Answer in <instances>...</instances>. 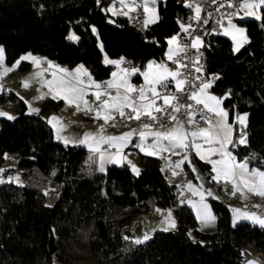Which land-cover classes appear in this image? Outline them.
I'll use <instances>...</instances> for the list:
<instances>
[{
    "label": "trees",
    "instance_id": "16d2710c",
    "mask_svg": "<svg viewBox=\"0 0 264 264\" xmlns=\"http://www.w3.org/2000/svg\"><path fill=\"white\" fill-rule=\"evenodd\" d=\"M92 1L0 0L5 63L30 52L68 67L82 64L94 79L105 80L113 67L103 63V52L129 57L140 69L150 60L162 61L168 38L182 30L179 20L190 12L185 0L158 1V20L138 29L107 12L113 0ZM237 22L248 36L238 51L222 34L202 39L199 48L206 72L217 75L210 90L222 98L229 120L247 114V144L235 145L233 153L264 171V19ZM29 67L22 61L14 72ZM0 103L16 113L15 119L0 118V165L7 152L16 153L27 178L23 185L0 184V264H238L246 254L264 253V227L249 221L231 225L229 210L218 198H208L215 230H198L190 206L177 204L176 185L168 182L161 159L141 155L139 174L125 165L102 172L93 152L57 141L45 117L60 108L61 100L45 98L36 114L28 113L12 91L1 94ZM197 162L208 175L209 164ZM46 191L55 193L51 204ZM155 206L171 207L177 228L157 230L128 246L122 227Z\"/></svg>",
    "mask_w": 264,
    "mask_h": 264
},
{
    "label": "crops",
    "instance_id": "0c3cea01",
    "mask_svg": "<svg viewBox=\"0 0 264 264\" xmlns=\"http://www.w3.org/2000/svg\"><path fill=\"white\" fill-rule=\"evenodd\" d=\"M141 2H143V0ZM141 2H139V0H138L137 6L134 8V10L131 13H129L127 15L121 14L124 12H120L118 10V7H112L111 3L107 6L106 10L110 15H115V16L117 15V16H123L125 18H129L136 13L138 6H139V3H141ZM241 3H242V0H241ZM141 5H142V3H141ZM109 8H111L112 10L109 11L108 10ZM261 8H264V6L262 5L260 7V9ZM240 9H243V8H239V11H240ZM258 9H254V11L256 12ZM243 13L244 12H241V15H243ZM234 17H237V14ZM232 18H230V19H232ZM153 19H155V20H153ZM146 20L148 21V23L145 26H149L150 24L156 22L158 20V18L157 17L155 18V16L149 14V16L146 18ZM235 21L237 22V20H235ZM183 29H184V26H182V30ZM226 29H228V31H229V23L228 22H227ZM233 33H234V31H229L228 36L233 37L234 36ZM170 40H172V38H168V40H167V48H166L167 56H165V59L167 57V61L165 62L164 66L167 68L168 71L178 73L176 78H172L171 76L168 77V80L172 81L173 84L176 86L177 82L180 81L178 65L173 62L174 58L176 57V55L178 54V52L180 50L177 34H176V39L173 40L171 44L169 43ZM201 44H202V42L196 46L200 47ZM169 55L172 56V59H169ZM21 56L28 57V58L21 60ZM19 58L21 60L20 62L25 61V62H28L30 64L29 69H27L26 71L20 72V73H16L14 71L18 67V65H17V67L12 72H9L7 75H4L3 70L0 69V95L3 93H7L8 91L15 92L25 102L27 112L31 113V114H36L38 112V110L40 108V104L45 98L55 97L54 99L61 100L62 104H61L60 108L57 111L51 112L50 114H48L45 117L46 121L48 122V124L52 128L55 139L57 141L65 144V145L81 146V147H84L87 150L93 152L95 155V159H96L97 169L100 171V167H101L100 156H101V154L102 153L105 155L112 154L113 156H115L116 148L111 146L110 144L99 142V143L95 144L96 150L93 151L92 149H90L88 147L87 144H81L80 143V141L84 139L85 133H92L93 134V137L89 139V143H91L93 139L95 141H100L101 136H103L105 138H107V137H120L124 133L132 132V129L129 127V128H125L123 130H116L112 126L113 124L116 123V121L119 118L118 113L114 114L115 115L114 120H110L109 123L105 124L103 119H96L95 118V111L89 112V115L85 116L82 113L83 110L77 112L74 105L69 106V104L66 102L65 94L60 89L53 86L52 90L50 91L47 82L52 81V82H54V85H55V82H58L59 79L64 76V73L59 71V69H64L62 66L63 64H59L58 62L51 60L44 55L33 54L30 52L23 53L22 55L19 56ZM32 58H36L38 62L34 63ZM17 60L7 68H10L14 64H16ZM106 61H121V58L107 59ZM106 61L104 62V64L105 65H111L113 68H112L110 76L107 79H105V81L106 82L114 81L115 83H120L122 80L126 79L128 82V85H131L133 88L137 89L136 92L130 93V95L132 97H137L139 95L138 90L142 86L145 87V89H146V95H150V93L147 92V88L150 86L145 84V76H144L145 72H148L150 77L152 75H155V74L167 75V73H162V69H160L158 67L159 65H163L162 63H160L161 61L150 60L145 64V66L142 69H140L137 65H134L131 68L127 69V70H129L128 74H126L125 72L122 71L123 69L121 68V63L119 65H117L114 63H107ZM149 64L152 65L151 69H149ZM49 65H51V66H49ZM81 65L82 64H78V65H75L73 67H68L67 70L73 71L78 66H81ZM82 66L88 73V76L81 77L82 80L86 79L85 81L83 80L84 83L82 85L84 92L87 94L84 98L89 101L90 106L95 108V106L93 105V102L95 100L94 93L97 91V88L95 87V85L96 84L99 85L100 82H99V80L94 79L90 75V73L88 72L87 68L84 65H82ZM132 69H136L137 71L135 73H132L131 72ZM46 73H48V75H46ZM113 73H117L118 75L116 77H113V75H112ZM89 77L91 78V82H94V83L90 84ZM25 85H27V86H25ZM86 87H90L92 89L89 90ZM156 87L159 90L158 85ZM99 90L101 92L104 91L102 89H99ZM123 90L124 89H121V92H123ZM107 91H109L112 96L116 95V89L115 88L107 89ZM196 93L198 94V98H200L202 100H206V102L208 103V106L213 109L214 113L219 112L221 109L227 112V110L222 106V98L215 95L214 93H212L210 88L206 89L204 93H201L200 90ZM162 94H164V93H162ZM208 96L216 97L217 100L220 101V103H217L215 100H207ZM106 98L107 97H105V96L101 97L102 100L106 99ZM156 103H157V105H160V106L163 105V101L160 99H157ZM84 107L85 106L83 104V101H81V108L83 109ZM32 109H35L36 111H32ZM125 111H127V110H125ZM0 112L7 113L8 115L13 116V117L16 116V113L11 108L3 106L1 103H0ZM101 115H104V113H101ZM238 116H241V115H237V117ZM53 117H55L57 119L54 120V119H52ZM237 117L235 116L234 119H232V120H229V118L227 117V122L230 125H232V134H231L232 140L234 138V132H235L236 126L240 124L236 119ZM0 118H7V117L6 116H0ZM216 119H217V117H216ZM84 120L97 122V125L96 126L86 125V126L82 127L79 125V123H81ZM215 120L213 121V123L215 122ZM205 121L193 122V123L189 124L188 127H185V125L182 121H181V124L183 125V130H185L187 132H192V131H198L200 128H207L209 125ZM174 123L175 122H173V124ZM102 125H103L104 130H103V132H99ZM168 128H166L164 130H160V131H165ZM131 139H132V136L129 138V142L126 143L125 146H123L120 155L115 156L117 163L105 162L103 164V168H104L103 171H105L109 165H116V166H124L125 165L132 172H133L132 168H133V166H135V168L139 170L140 169L139 158L141 155H146L145 152H152L153 154L148 155V156L157 157L161 160L163 158H167L169 156L178 155L179 156L178 162L183 161L180 164V166L185 167L187 172H188V177L186 180V188H187L188 192L190 193L191 197L179 198L177 200V204L184 203V204H187L188 206H190V208L192 209V211H193V213L197 219L198 230H200L202 232H213L216 228V220H215L214 212H213V210L210 207V204L208 202V198L215 197L214 191L211 188V183L216 182L212 179V177L214 175H216L217 173L212 171V165L207 162V159L220 161V163H218L216 165V167H217V170L220 171L221 173L223 170L230 167L231 164L234 162L231 161L226 155L223 157H221L218 154L217 155H210L207 152V149L210 146L208 144L204 143L203 139H201V138H198L195 141V143L201 145L200 153H201V155H204L206 157V159H201L200 156L197 155L196 149L193 147H191L190 152L185 151L186 148L175 149L174 151H169L167 149L161 151L159 149H152V148H148V147H145V151H141L140 148H138L135 155L133 156V155H131L130 152H128V151L126 152V149L129 145ZM152 140H153L152 137H150V136L147 137L146 144H151ZM191 140H192V138H191V136H189L188 137L189 144H191ZM164 143L166 144L167 142L165 141ZM236 145H239V144H236ZM105 147H107V148H105ZM232 147H234L232 144L226 145L227 151L231 152L232 155L235 156V154L233 153ZM185 156H187V158H188L187 160L184 159ZM235 158H236L235 162H247L245 158L239 159L236 156H235ZM197 160H201V161L209 164L208 175H205L204 172L202 171V169H200ZM129 161L131 163H129ZM18 162H19V155H17V154H13L12 156L6 157L4 162L0 165V180H2L4 182H11V183L18 184V185L26 184L27 178L21 172L20 168L18 167ZM162 167H163V169L166 170L167 164L162 162ZM193 169H195V171H193ZM174 172L176 173V175H173ZM165 175H166L168 182H170L171 184L176 185L178 183L177 168L172 169L170 172L165 171ZM190 181H193L194 183H192ZM221 182H224V181L221 180ZM189 183H191V185H192L191 190L188 188ZM193 192H196L197 194L194 195ZM209 192H211V195H208ZM201 194L204 197L203 203L208 205V208H209L210 213H211V219L208 216H204V215H201L198 218V211L200 210V205H201ZM219 196H220L219 200L229 210L231 225H234V218L239 216L241 213H245V212L249 213L252 210L255 211V213H256V210L254 207L255 206L254 201L250 199V194H247L246 196H241L239 193H237L236 195H232L231 184H230L229 188L224 187L219 192ZM50 198H54V195L50 196ZM215 198H217V197H215ZM155 208H156V206L154 207V209ZM164 208H161L159 211V216H157V218H158L157 223L158 224H157V226H154V227H156L155 229H160L159 225L163 221L162 217H163V214L166 210ZM169 208L173 212V209L171 207H169ZM233 209H238L240 211L239 212H233ZM145 216H147V215L143 216L141 221L132 230V232L141 224V222H143V220L145 219ZM172 220H174V219H172ZM174 221H175V224H177L176 220H174ZM240 221H250V220L240 219V220H237L236 223H238ZM87 264H93V263H91L89 261Z\"/></svg>",
    "mask_w": 264,
    "mask_h": 264
},
{
    "label": "snow or ice",
    "instance_id": "6c2138e0",
    "mask_svg": "<svg viewBox=\"0 0 264 264\" xmlns=\"http://www.w3.org/2000/svg\"><path fill=\"white\" fill-rule=\"evenodd\" d=\"M155 2V0H153ZM216 0H213V3H215ZM121 5H125V0H120ZM132 4H135V0H131ZM262 5H264V0H242V3L240 4L239 8L244 9H258ZM126 6V5H125ZM190 6V5H189ZM223 7V5H221ZM228 7H234L232 3L228 4ZM109 11L112 9L109 8ZM134 10L133 8H129V11ZM145 12L148 11L147 4L144 5ZM197 13H199L200 9H196ZM239 9H237V12L230 13L229 16L238 14ZM124 15H127V13H121ZM247 16H255L256 19L261 20L264 19L261 15H257L255 11H248L245 13ZM154 22V21H153ZM148 21L145 20V25H147ZM95 28H93V32H95ZM229 31H234L235 33L239 34L242 38L241 43L239 46H242L243 43L247 42L246 36H244V30L237 28L235 25L232 24L231 19L229 18ZM229 31L225 32V35L229 34ZM70 39L77 40L79 37H76L75 35L70 36ZM176 38L173 37L172 40H175ZM196 41H199V37L195 38ZM233 39L235 40L236 37L233 36ZM172 40L169 41V43H172ZM192 47H196V44L193 43ZM239 47L235 48L234 51H238ZM180 51H184L183 48L180 49ZM28 57H21V60L27 59ZM34 63H37L36 58H32ZM169 59H172V56L169 55ZM107 63H114L119 65L122 61H106ZM20 63V61H17L16 64H14L10 68H3V74L7 75L9 72H12L17 65ZM178 63V62H177ZM3 64V49L0 48V66ZM51 66V65H49ZM152 65L149 64V69H151ZM160 69H162V73H167V75L164 74H155L150 77L148 72L144 73L145 76V84L149 85L150 87L147 88V92L150 93V95H146V89L145 87L139 88V95L137 97H132L130 95L131 92H136L137 89L133 88L131 85H128L127 80H122L120 83H115L114 81H108L106 82V89L101 92L100 85L96 84L95 87L97 88V91L94 93L95 96V108L89 105V101L85 99L84 97L87 95L83 90V80L81 77L88 76L87 71L83 68V66H78L75 70L69 71L67 69H59L62 73H64V76L59 79L58 82L49 81L47 82L48 87L50 91L52 90L53 86L60 89L64 94L66 98V102L69 104V106H75L76 111L79 112L81 110H84L85 112H92L95 111V118L96 119H103L104 123H109L110 120L115 119V113L119 114V117L121 119H128V120H136L140 121L142 114L144 116H147L149 120L153 121L154 123H159L161 116L153 114V110L155 113H164L166 112V108H171L173 112L179 113L181 108L185 107L182 104L176 103L172 104V100H178L175 96H169L168 94L164 93L162 94L161 91L157 89V85L161 86V88L167 87V80L168 77L171 76L172 78H176L178 73L177 72H170L167 70V68L164 65L158 66ZM201 69L198 67L196 69L197 72H199ZM123 72L126 74L129 73V70L123 69ZM137 70L132 69L131 72L135 73ZM113 77H116L118 74L113 73ZM89 82H91V78L89 77ZM184 84V81L180 80L177 82L176 90L178 92L184 91V88L181 87V85ZM27 86V85H25ZM212 85L211 83H203L200 86V92L204 93L206 89L210 88ZM116 89V95L112 96L107 89ZM121 89H124L123 92H121ZM102 96L107 97L106 99H101ZM55 98V97H53ZM157 99H160L163 101L164 106L157 105L156 101ZM189 100H195L197 104H203L205 108L208 109V111H213L212 108L208 106V103L206 100H202L198 98L197 93H192L188 96ZM207 100H215L217 103H220L219 100H217L216 97L208 96ZM81 101H83L84 108H81ZM188 108H191L192 105H187ZM127 110V111H125ZM32 111H36L35 109H32ZM101 113H104V115H101ZM188 115V123H193L192 120V113H187ZM215 115L217 116V119L213 123L211 119L206 120L205 122L209 125L207 128H200L198 131H192L187 132L183 130V125L181 124V121L177 115L168 114V119L170 121H174L175 123L170 126L165 131H155L152 130L153 125L149 123H144L141 125V129L139 131V138L140 143L136 145V147L140 148L141 151H145V147L152 148V149H159L161 151L167 149L169 151H174L175 149H184L189 146L196 149L197 155L200 156L201 159H206L204 155H201L200 148L201 145L195 143V141L198 138L203 139L204 143L208 144L210 147L207 149V152L210 155H220L221 157L227 156L231 161L234 163L231 164L230 167L226 168L225 170L220 171L217 170L216 165L220 163V161L207 159V162L212 165V171L217 173L212 177L214 181L217 183H220L221 180H223L225 183H230L232 186V195H236L239 193L241 196H246L247 194L256 195L260 197H264V171L258 170L256 168H249L247 162H235L236 158L232 155L231 152L227 151L226 145L232 144L235 146L236 144L245 145L247 144V134L245 132H241V136L239 140H232L231 134H232V125H230L227 122L228 113L224 110H220L219 112H216ZM0 116H6L8 119H15V117L8 115L7 113L0 112ZM246 116L247 114H244L243 116H238L237 121L240 123L241 126L246 127ZM52 119H57L53 117ZM201 119H204L203 116H201ZM115 127V124L112 125ZM159 127L161 129L164 128V125L161 123L159 124ZM103 125L101 126L99 132H103ZM136 132L135 129L132 130V132L124 133L120 137H100V141L92 140L91 143H89V139L93 137L92 133H85V137L83 140L80 141L81 144H87L90 149L95 151V144L99 142L110 144L111 146L116 148V154L115 156H119L121 153V150L123 146L126 145V143L129 142V138ZM152 137L153 140L151 144H146L147 137ZM191 136V144L188 142V137ZM59 138V137H58ZM167 142L166 144L164 142ZM218 146V147H217ZM146 155H152V152H145ZM112 154H101L100 160H101V167L100 171H103V164L105 162H111V163H117V160ZM187 160V156L184 158ZM181 162H177L175 164L176 168L180 167ZM129 163H131L129 161ZM132 170L134 172L138 173V169L133 166ZM164 169H162L163 171ZM195 171V169H193ZM55 175V173H53ZM173 175H176L174 172ZM4 181L0 180V183H3ZM188 188L191 190L192 185L191 183L188 184ZM194 195H196V192H193ZM208 195H211V192L208 193ZM203 195L201 194V205L200 210L198 211V218L201 215L208 216L211 219V213L208 208V205L203 203ZM157 212L160 211V209H156ZM238 209H233V212H239ZM240 219H247L251 220L255 223H258L261 227H264V218L256 216L254 213H241L239 216L234 218V224L237 220ZM162 224L165 225L162 230L163 231H169V229H174L176 227L175 221L171 218V212L165 216L164 220L162 221ZM150 237L145 235L144 240H148ZM124 239H128L127 236L124 237ZM143 241L137 239L135 241L136 244H140ZM248 264H252V262H248Z\"/></svg>",
    "mask_w": 264,
    "mask_h": 264
},
{
    "label": "built area",
    "instance_id": "2783aa9c",
    "mask_svg": "<svg viewBox=\"0 0 264 264\" xmlns=\"http://www.w3.org/2000/svg\"><path fill=\"white\" fill-rule=\"evenodd\" d=\"M142 0H139L141 2ZM156 1H164V0H156ZM188 3V6L190 8L189 14L181 18L179 20V23L181 26H184V29L177 33L178 43L180 46V49L183 48L184 51L178 52L176 57L174 58L173 62L178 65L179 68V77L180 80L184 81V84L181 85V87L184 88V91L178 92L176 90V86L173 84L172 81L167 80V87L161 88V86L158 85L159 90L161 93H166L169 96H175L178 98V100H172V104H182L185 107L181 108L179 113H175L172 111L171 108H166V112L164 113H155L153 110V114L161 116V119L159 123H154L153 121L149 120L147 116H144L142 114L141 120H128V119H121L120 117L115 123V129L116 130H123L125 128H131L132 130L135 129L136 132L132 135V139L126 149V152H130L131 155H135L138 147H136L137 144L140 143L139 138V131L141 129V125L144 123L152 124V130L160 131L164 130L168 127H170L174 121H170L168 119V114L177 115L179 119L184 123L185 127L189 126L188 121V115L187 113H192V120L193 122H201L208 119H211L214 121L216 119V115L213 111H208L202 104H197L195 100H189L188 96L192 93H196L200 90V86L203 83H211L213 85L216 81L217 75L214 73H207L206 72V66L201 56V50L198 46L192 47L194 41L196 40V37H199L200 39H204L206 37L212 36V35H221L223 33V30L227 26V22L229 18L234 17L235 15L229 16L230 13L237 12V9H239V6L241 4V0H216L215 3H213V0H185ZM232 3L234 7H228V4ZM223 5V7H221ZM199 8L200 11L197 13L196 9ZM129 23L133 26H135L138 29L145 28V12L143 10V7L141 3H139L138 9L136 13L127 18ZM121 68L122 69H129L132 66H134L133 59L129 57L121 58ZM178 62V63H177ZM64 69H68L67 65H62ZM200 68L201 70L199 72L196 71L197 68ZM48 75V73H46ZM84 81L86 79H83ZM100 89L105 90L106 89V81L104 79L99 80ZM87 89H92L90 87H86ZM96 102L94 100L93 105L95 106ZM191 104L192 107L188 108L187 105ZM164 106V105H161ZM83 115H89V112L82 111ZM201 116L204 117V119H201ZM163 124L164 128L161 129L159 127V124ZM80 126H86V125H92L96 126L97 122L92 121H82L79 123ZM241 132L247 133V128L241 126L240 124L236 126L235 132H234V138L233 140H239L241 136ZM107 148V147H105ZM185 151H191V146L187 147ZM16 153L7 152L6 157L12 156ZM178 155L169 156L167 158H163L162 162L167 164L166 172H170L172 169L176 168L175 164L178 162ZM178 172V183L175 187V195L177 199L179 198H189L191 197L190 193L188 192L186 188V180L188 177V172L185 167L180 166L177 168ZM205 175L207 173L204 172ZM229 188L230 183L225 182H214L211 183V188L214 191L215 197L218 199L220 198L219 192L224 188ZM46 197L49 198V196L54 195L55 193L53 191H46L45 193ZM250 199L254 201V207L259 216L264 215V197L251 195ZM143 218V215H138L134 217L128 224L122 227L123 237L126 236L128 233L130 235L131 231L138 225V223ZM129 235L127 237H129ZM246 256L251 257L255 260L257 264H264V253L261 251H255L249 254H246ZM238 264H245L246 259L241 258L237 261Z\"/></svg>",
    "mask_w": 264,
    "mask_h": 264
},
{
    "label": "rangeland",
    "instance_id": "374dc122",
    "mask_svg": "<svg viewBox=\"0 0 264 264\" xmlns=\"http://www.w3.org/2000/svg\"><path fill=\"white\" fill-rule=\"evenodd\" d=\"M137 2H138V0H135V4H132L131 3V0H125V5H121V3H120V0H114L112 3H111V6L112 7H118V10L120 11V12H124V13H127V14H129V13H131L132 11H129V8H135L136 6H137ZM142 3V7H143V10H144V5L145 4H147V7H148V11L147 12H145V10H144V12H145V20H146V18L149 16V14H151V15H153V16H155V18L157 17L158 18V11H157V4H158V1H156L155 0V2H153V0H143V2H141ZM264 6V5H263ZM244 10V11H243ZM248 11H254V9H240V11L238 12V14H237V17H233L232 19H231V21H232V24L233 25H235L237 28H240V29H243L244 30V36H246V38H247V41H248V36H247V33H246V28L243 26V25H241V24H239V23H237L235 20H238V19H245V18H256L255 16H247V15H245V13L246 12H248ZM241 12H244L243 13V15H241ZM256 14L257 15H260V8L256 11ZM241 16V17H240ZM153 20H155V19H153ZM228 23H229V20H228ZM226 31H228V29H224V31H223V34L222 35H224V36H227V37H229L230 39H231V41H232V50L234 51V49L235 48H237V47H239V49L245 44V43H243L242 44V46H239L240 45V43H241V40H242V38H241V36L239 35V34H237V33H233L234 34V36L236 37V39L234 40L233 39V37H230V36H228V35H225V32ZM173 37H175L176 38V35H173L172 37H170V38H173ZM173 41V40H172ZM202 42V39H200L199 38V41H195L194 43L196 44V45H198V44H200ZM0 48H2L3 49V47L0 45ZM103 52V51H102ZM166 53H165V56H167V50L165 51ZM23 54V53H22ZM21 54V55H22ZM21 57H23V56H21ZM107 59H113V58H110V57H108L104 52H103V59H102V61H103V63L106 61ZM17 61H21L20 60V58L17 60ZM167 61V57H166V59H164V60H162L160 63H162L163 65H165V62ZM21 63V62H20ZM19 63V64H20ZM18 64V65H19ZM10 66V64H6L5 63V58H4V50H3V64H2V66H0V69H2L3 70V68H7V67H9ZM1 70V71H2ZM244 114H246V113H239L238 115H241V116H243ZM237 117V116H236ZM237 119V118H236ZM246 121H247V116H246ZM138 172H139V170H138ZM133 173H135V174H137L136 172H134L133 171ZM190 182H192V183H194L193 181H190ZM51 196V195H50ZM50 196H49V198H48V200L46 201V203L47 204H51L52 203V198H50ZM161 208H164V207H159V206H156V208L154 209H152L153 211L151 212V213H149V214H147V216H145V219L143 220V222H141V224L132 232L131 231V234L129 235L128 233L126 234V236H128L129 235V237H128V239L127 240H129L130 239V241H129V243H128V246H130V245H135L136 243H135V241L137 240V239H139V240H141V241H146V240H144V236L145 235H147V236H149L150 238L152 237V235H153V233L155 232V231H163L162 230V228L165 226V225H163L162 223H160V225H159V228L160 229H155L156 227H154V226H157V220H158V218H157V216H159V212H157L156 211V209H161ZM164 209H166L165 210V212H164V214H163V217H162V220H164V218H165V216H167V214L169 213V212H171V218L172 219H174V220H176V218H175V216H174V214H173V212H172V210L169 208V207H165ZM249 213H254L256 216H258V217H262V218H264L263 216H259L258 214H257V212L255 213V211H251V212H249ZM250 223H252V224H256V225H259L258 223H255V222H253V221H249ZM177 223V222H176ZM260 226V225H259ZM177 228V224H176V227L174 228V229H176ZM169 230H173V229H169ZM188 234H189V236H190V238L192 239V240H195V235H194V232L190 229L189 231H188ZM91 262V263H93V264H96V262L95 261H93V260H80V261H78V262H74L73 264H87L88 262ZM248 262H252V264H257L256 262H255V260L253 259V258H251V257H249L247 260H246V264H248Z\"/></svg>",
    "mask_w": 264,
    "mask_h": 264
},
{
    "label": "water",
    "instance_id": "95a60500",
    "mask_svg": "<svg viewBox=\"0 0 264 264\" xmlns=\"http://www.w3.org/2000/svg\"><path fill=\"white\" fill-rule=\"evenodd\" d=\"M92 2H93V4H96V0H93Z\"/></svg>",
    "mask_w": 264,
    "mask_h": 264
}]
</instances>
